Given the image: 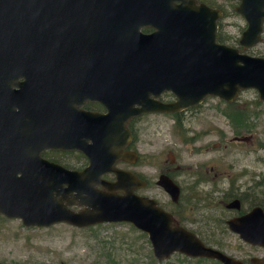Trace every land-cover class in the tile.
Listing matches in <instances>:
<instances>
[{"label":"water","instance_id":"95a60500","mask_svg":"<svg viewBox=\"0 0 264 264\" xmlns=\"http://www.w3.org/2000/svg\"><path fill=\"white\" fill-rule=\"evenodd\" d=\"M234 9L247 20L240 42L249 47L260 40L264 0H239ZM218 14L196 0H0V82L11 87L12 106L8 131L0 132V214L27 226L127 221L145 232L157 260L177 251L241 264L204 244L154 198L132 191L129 171L114 166L121 146L106 123L113 111L122 109L124 120L175 112L206 95L230 102L245 88L264 100V56L218 43ZM144 25L154 30L142 33ZM164 90L175 98H154ZM86 100H97L108 113L82 111L85 129L99 131L89 133L83 148L71 133L70 112ZM46 147L80 148L87 164L66 167L42 156ZM109 171L113 180L101 177ZM157 178L175 201L173 179ZM240 218L230 219L229 227L264 245L261 208Z\"/></svg>","mask_w":264,"mask_h":264},{"label":"rangeland","instance_id":"374dc122","mask_svg":"<svg viewBox=\"0 0 264 264\" xmlns=\"http://www.w3.org/2000/svg\"><path fill=\"white\" fill-rule=\"evenodd\" d=\"M234 22L230 29L239 34L243 19L237 14ZM253 46L256 51L251 53L264 56L257 53V49L264 52V40ZM164 95L162 98L165 99L167 96ZM230 106L235 108L231 109ZM193 107L184 113L185 118L180 125L171 118L156 115L143 118L141 127V151L153 152L155 148L163 147L177 156L182 171L176 179L183 191L185 186L195 183L198 174L207 166L208 170L210 165L224 176L219 182L221 186H226L227 179L235 178L245 168L255 174L254 180L258 178L257 173H264V100L257 98L254 88L240 90L230 102L206 95ZM226 109L244 110L247 115L236 121L225 113ZM183 126L186 127L184 136L179 133ZM234 135L249 137L238 140L233 138ZM158 159L160 157H156V161ZM143 167L148 177L157 179L152 163H146ZM241 181L243 178L238 177L237 182ZM151 188L157 199L164 201L168 198L167 193L156 184ZM196 189L199 192H188L190 200L181 205L180 222L211 245L218 247L222 243L221 247L231 253L246 250L233 234L220 239L211 231H203L206 226L201 221L199 223L197 218L209 214L212 208L203 209L202 202L208 201L207 205L211 206L217 205L218 201L216 192L210 200L203 195L204 190L208 189L207 185L196 186ZM199 194H202L203 200L197 202L196 195ZM211 224V220H208L207 226ZM0 261L5 264H218L176 251L165 259L157 260L145 232L127 221L100 222L84 227L64 222L27 226L18 217L2 214Z\"/></svg>","mask_w":264,"mask_h":264},{"label":"flooded vegetation","instance_id":"af4514ba","mask_svg":"<svg viewBox=\"0 0 264 264\" xmlns=\"http://www.w3.org/2000/svg\"><path fill=\"white\" fill-rule=\"evenodd\" d=\"M197 2H203L206 5L218 10L219 14L215 19L216 22V41L218 43H222L231 47L236 48L239 52H244L248 54H253L251 51H256L253 45L249 47H244L240 42V35L242 30L247 25V20L244 18L242 14L237 12L234 9V6L238 3L239 0H196ZM239 14L243 19V27L239 31V34L236 32H232L230 27L232 24L235 25L234 17ZM233 17V18H232ZM154 28L150 25H144L140 27V31L142 33L152 32ZM264 32V19L261 22V32H260V42L264 40L263 38ZM258 41V42H259ZM257 43V42H256ZM258 54H264L261 50L257 49ZM255 54V53H254ZM7 75V69L6 74ZM6 84V85H5ZM11 92V87L7 85V81L0 82V132L8 131L9 121L12 122V113L9 111L12 106H8V98L9 93ZM167 96L166 98H162L163 101L174 99V95L169 90H164L163 93ZM5 97V102L3 105V98ZM79 112L71 113L72 120V135L77 134L79 137L78 143L84 148L88 143L91 142V139L88 137L89 133L91 135H98L99 131H93V129L86 130L83 126L84 121L82 118V111H90L95 113L104 114L107 112V107L103 106L97 100H86L84 103L76 106ZM194 108L193 106H188L184 109L166 113L164 111H152L141 114H135L129 116L127 120H124L123 110L121 109V113L119 110L113 111L109 120H106V123H110L112 126L111 134L112 140L117 142V145H120V153L118 159L114 162V166L121 168L123 170L129 171L127 174V178L132 184V191L136 194H146L152 198H154L157 204L163 209L169 211L176 220L179 221L180 224L182 218V209L181 205L190 200V195L188 196L185 202H180V199H176L173 201L169 196L166 200L162 201L157 199L152 194V188L155 186L154 177H148L144 172V165L146 163H152L154 165L155 174H165L173 179L174 182L177 183L176 176L180 174L182 171L181 164L177 162V156L171 152L166 150L163 147L155 148L153 152H145L141 151V127H142V119L148 116H156L160 115L166 119H172L176 124L182 123L184 121L185 115L184 113L188 110ZM231 109L235 108L230 106ZM228 110H225V113ZM108 113V112H107ZM122 115V119L119 120V116ZM247 115V113H246ZM6 118V119H4ZM80 123V126H79ZM77 127V128H76ZM186 127L183 126L181 128L182 136L185 135L184 129ZM3 130V131H2ZM249 136H237L234 135V139H248ZM75 146V145H73ZM134 152L133 157L135 159L131 160L129 153ZM41 155L46 157L47 159L56 161L61 163L62 165L74 168L81 169L87 164V156L85 152L77 147L74 148H51L46 147L42 149ZM156 157H160L156 161ZM208 167V166H207ZM207 167L203 172L198 174L196 183L193 185L190 191H196V194L199 192L196 189V186H203V184L208 186V189L204 190L203 195L208 197V200L215 197L217 205L208 206L207 202H202L203 209L212 208L209 214H205L202 217L197 218V221L200 223L203 222V227L206 233L211 231L214 236L217 238H223L228 234H233L235 239L240 241V244L246 248V250L241 249L240 251H234V253L228 252L222 246V243H219V246H214L207 243L204 239L201 240L206 245L213 246L228 254L230 256L236 257L242 261L243 264H264V245L259 243H251L248 240H244L240 237L239 233L229 227L228 221L233 218H240L242 215L248 213L254 206L260 207L264 212V173H257L258 178L256 180L253 179L254 173H252L249 168H245L243 171L237 173V176L232 179H227L226 186H221L219 182L223 179V175L215 168L210 165L209 169ZM206 174V175H205ZM227 174V173H226ZM225 174V175H226ZM102 178L113 180L115 175L113 171L104 172L101 174ZM242 177L243 181L237 182V178ZM135 178H138L144 181V184L136 183ZM211 180H209V179ZM212 182V183H211ZM209 183V184H208ZM178 184V183H177ZM223 185V184H222ZM99 186V184L97 185ZM179 186V185H178ZM187 187V186H185ZM161 188L165 191V189L161 186ZM181 190V188H180ZM221 193H219L220 191ZM189 191V192H190ZM256 191V192H255ZM259 192V193H258ZM168 195V194H167ZM201 195V194H199ZM181 196V193H180ZM179 196V197H180ZM198 195H196L197 200ZM232 200H237V205H233ZM230 203L233 205H230ZM168 205V206H167ZM79 206L77 205L75 208L77 209ZM217 208V209H214ZM241 219V218H240ZM211 220V225L207 226V221ZM181 221V222H180ZM183 225V224H182ZM189 229V228H188ZM177 252V251H176ZM180 253V252H179ZM182 254V253H181ZM185 255V254H184ZM196 257L198 259H206L213 260L218 264H223L220 260L213 257H205V256H189ZM253 261V263H252Z\"/></svg>","mask_w":264,"mask_h":264},{"label":"bare ground","instance_id":"6f19581e","mask_svg":"<svg viewBox=\"0 0 264 264\" xmlns=\"http://www.w3.org/2000/svg\"><path fill=\"white\" fill-rule=\"evenodd\" d=\"M162 94L163 93H160V94H158V95H156V96H154V98L155 99H157V100H160V101H163V99H162ZM173 100V99H172ZM167 102L168 101H170V100H166ZM166 113H172V111H166ZM165 175V174H164ZM198 177V176H197ZM197 177H196V180H197ZM159 178V177H158ZM157 178V179H158ZM196 180H195V183H196ZM177 181V180H176ZM174 182V181H173ZM177 186L179 185V183H178V181H177V183L176 182H174ZM195 183H193V184H191V185H189V186H187L186 187V189H185V191H183V188L180 190V185L178 186V191H179V193L178 194H176V198L177 199H180V202H182V201H184V197L188 194V192H189V190H191V188L193 187V185L195 184ZM155 184L157 185V186H159V187H161V184H159L158 182H157V180L155 181ZM173 190V189H172ZM165 192L168 194V196L171 198V196H170V193L167 191V190H165ZM180 193H181V196H180ZM141 195H143V194H141ZM180 196V197H179ZM197 200L198 201H201V200H203V197H199V198H197ZM77 205H72L71 207L73 208V209H76L75 207H76ZM234 259H237L239 262H241V264H243L242 263V261L240 260V259H238V258H236V257H234Z\"/></svg>","mask_w":264,"mask_h":264},{"label":"trees","instance_id":"16d2710c","mask_svg":"<svg viewBox=\"0 0 264 264\" xmlns=\"http://www.w3.org/2000/svg\"><path fill=\"white\" fill-rule=\"evenodd\" d=\"M226 110H228V111H226V114L229 117H232L233 119H236V121H240L246 115V111H244V110H242V111H233L231 109H226ZM178 125H180V123H178ZM179 133H182V132L179 131ZM200 196H202V194L199 195L197 198H199ZM187 198H188V194L184 197V201H182V203L185 202L187 200ZM197 202H198V200H197Z\"/></svg>","mask_w":264,"mask_h":264}]
</instances>
